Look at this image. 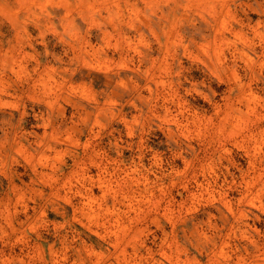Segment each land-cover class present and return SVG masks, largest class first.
Listing matches in <instances>:
<instances>
[{
  "label": "clouds",
  "instance_id": "1",
  "mask_svg": "<svg viewBox=\"0 0 264 264\" xmlns=\"http://www.w3.org/2000/svg\"><path fill=\"white\" fill-rule=\"evenodd\" d=\"M0 264H264V0H0Z\"/></svg>",
  "mask_w": 264,
  "mask_h": 264
}]
</instances>
